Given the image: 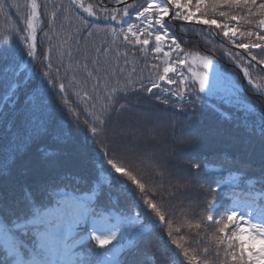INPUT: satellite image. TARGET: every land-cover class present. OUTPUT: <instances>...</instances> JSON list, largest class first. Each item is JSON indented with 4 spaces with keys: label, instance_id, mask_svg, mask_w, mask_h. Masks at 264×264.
Returning a JSON list of instances; mask_svg holds the SVG:
<instances>
[{
    "label": "snow or ice",
    "instance_id": "obj_1",
    "mask_svg": "<svg viewBox=\"0 0 264 264\" xmlns=\"http://www.w3.org/2000/svg\"><path fill=\"white\" fill-rule=\"evenodd\" d=\"M50 2L0 0L6 24L16 12L0 30V264H170L146 244L158 227L171 264H264V108L247 98L264 100V0ZM189 24L206 50L173 34ZM145 97L179 119L137 124Z\"/></svg>",
    "mask_w": 264,
    "mask_h": 264
},
{
    "label": "trees",
    "instance_id": "obj_2",
    "mask_svg": "<svg viewBox=\"0 0 264 264\" xmlns=\"http://www.w3.org/2000/svg\"><path fill=\"white\" fill-rule=\"evenodd\" d=\"M19 2L23 4L24 0H19ZM94 2L95 0H85L86 4L94 3ZM137 2L143 3V0H137ZM60 3H61V0H51V2L48 4V10L49 11L52 10L53 4L57 5L58 7ZM63 3L67 4V0H63ZM5 12H8V9H5ZM15 16H16V12L13 9L10 15L7 17L8 23L6 24L5 16L3 14H0V30L6 27H11L13 17ZM64 23L67 25L68 21H64ZM179 23L180 22H173L174 25H177ZM200 27L201 26L199 25L189 24L185 26L184 30H181L180 27H173L172 32L178 38V41L181 42L182 46L185 47L186 49L191 50V51H196V50L204 51L206 50V47H207L205 39L201 36L192 34L194 30ZM40 38L43 39L42 35ZM216 39H220V38L217 37ZM56 43L57 41L53 40L54 46ZM43 47L45 49L48 47V43L46 40L44 41ZM150 59L151 57L149 56V60ZM220 65H222L224 68H226L229 71H232L235 74V70L233 69L231 63L228 62L227 60H220ZM138 67H143V65L138 64ZM253 78L256 83L260 84L261 87L264 88V76H259L256 73V71H253ZM241 83L245 85V89L248 88L246 82L243 80L242 77H241ZM71 91L72 90L70 89V92ZM247 98L250 101H252L257 107L264 108V100H262L259 95H253L251 91H248ZM157 119H159V121L161 122L167 123V121L179 119V117L175 113H173L171 110H165V107L163 105H159L155 103L154 101L149 100L147 97H145L140 102H138V116L136 118L137 124L144 126V125L149 124L150 122H155ZM205 123L214 124L215 120L213 117L208 116L206 117ZM73 131L75 132V129ZM170 142L176 145L177 151H182L185 153H191L193 151H198L202 158H207L209 161H212L213 163H218V161H215L213 159L214 153L232 152V149H230L226 144H223V143L216 144L212 147H202L200 149H193L189 145L180 143L179 141H170ZM230 169L233 172L236 171V169L231 167L230 165H224V171L219 172V173L214 172L212 173V175L218 176L221 179L228 180L229 179L228 173ZM201 174L207 175V173L203 171ZM251 178H254V174L249 172L248 175L242 179L241 184H240L241 188L244 187L243 180L251 179ZM223 187L225 191H228V190H231L232 185L231 183H226ZM120 202L125 207L129 206L128 203L123 198H121ZM177 206L179 205L177 204ZM181 231L188 233L187 238L191 242L192 233H194L196 230L193 229L192 232H188V229L186 227H183ZM201 234L203 235L204 233L202 232ZM210 235H211V230H208V235L205 236L204 240L201 241V243L202 244L205 243L210 238ZM146 244H148L152 248L153 252H157V253L161 252L164 249H168V252H165L164 255L168 257V261L170 262V264H171V253H176L179 256V250L175 249V246L171 244L169 238L167 237L166 232L161 231L159 227L155 235L151 238V240L146 241ZM210 251H212L213 256H214V249L210 247ZM147 256L149 259H152V252L147 253ZM179 259L182 261L183 257L179 256Z\"/></svg>",
    "mask_w": 264,
    "mask_h": 264
}]
</instances>
